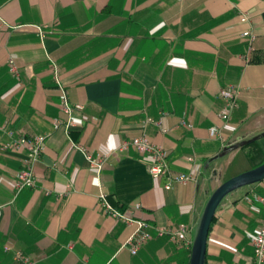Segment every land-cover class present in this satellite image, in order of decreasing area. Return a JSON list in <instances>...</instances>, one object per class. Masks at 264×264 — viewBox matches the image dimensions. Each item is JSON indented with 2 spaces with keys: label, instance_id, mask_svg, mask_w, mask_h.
Listing matches in <instances>:
<instances>
[{
  "label": "crops",
  "instance_id": "obj_1",
  "mask_svg": "<svg viewBox=\"0 0 264 264\" xmlns=\"http://www.w3.org/2000/svg\"><path fill=\"white\" fill-rule=\"evenodd\" d=\"M51 61L70 102L83 106L69 137L58 124L66 117ZM228 86L237 89L238 108L223 121L219 94ZM212 128L220 136L211 137ZM10 131L15 139L47 136L33 168L36 187L19 194L13 181L27 150L4 149ZM262 135L264 0H0V264H19L18 251L35 264H190L210 197L264 163V137L223 151ZM142 136L167 152L172 173L193 179L166 190L165 178L150 176L147 156L113 153ZM71 140L94 156L112 153L100 174ZM100 191L150 225L138 254L124 247L134 227L103 211ZM254 194H264L263 183L224 199L206 264H256L250 237L264 207L248 200ZM181 224L188 244L167 233Z\"/></svg>",
  "mask_w": 264,
  "mask_h": 264
},
{
  "label": "built area",
  "instance_id": "obj_2",
  "mask_svg": "<svg viewBox=\"0 0 264 264\" xmlns=\"http://www.w3.org/2000/svg\"><path fill=\"white\" fill-rule=\"evenodd\" d=\"M248 15H243L241 18L242 22H247ZM41 37H44L43 29L38 28ZM244 37L250 38L251 41L254 40L250 32H245ZM10 67L12 72L18 76V70L13 61H10ZM51 70L53 73L54 81L61 94V110L65 115L64 120H59L58 124L64 127L66 135L69 137L70 133L74 128L77 127L76 121L74 119V112L83 110L82 105H74L70 102L68 98L67 91L60 79V71L58 65L51 61ZM220 99L223 102V112L222 120L229 121L231 114L235 109L238 108V92L235 86H228L223 88L220 91ZM148 123L153 122V120H147ZM156 124H159L158 122ZM221 130L218 128H212L210 130V135L213 138L220 136ZM9 136L12 138V141L4 145V149L12 150H27V158L25 161V167L23 170L18 172L13 181V188L15 194H19L22 190L26 188L36 187L37 181L33 171L35 163L41 158L46 147L45 135H38L33 138H26L20 136V138H14V132L10 131ZM74 149L81 152L87 163L95 168H97L98 173L104 169L109 156L112 154L106 155H92L87 148L78 144L74 141H70ZM134 150L142 156H147L149 158V174L152 178L156 180L166 179L164 188L166 190H171L175 184H182L191 181L193 178L187 174H174L170 170L168 162L167 152L150 142L147 137H136L132 140L124 142L115 152H128L129 150ZM264 185V181L262 182ZM249 201H255L260 203L264 207V194L254 196ZM99 201L103 211L110 217L114 218L116 221L124 223L126 226H133L134 231L131 236L126 240L124 247H128L132 255L138 254L139 250L151 239L150 234V225L143 220H136L132 218L128 211H121L114 207L108 200L107 195L100 191ZM134 208L140 209V204H135ZM3 214V206H0V219ZM188 227L185 224L179 225L177 229H170L167 231L173 242H184L185 244L189 243L187 240ZM164 233V232H161ZM251 244L254 250V260L256 264H264V215L263 220L257 234L250 237ZM6 252L10 251L9 247L5 248ZM14 260L19 264H35V261L28 255L23 254L18 251L14 253Z\"/></svg>",
  "mask_w": 264,
  "mask_h": 264
},
{
  "label": "water",
  "instance_id": "obj_3",
  "mask_svg": "<svg viewBox=\"0 0 264 264\" xmlns=\"http://www.w3.org/2000/svg\"><path fill=\"white\" fill-rule=\"evenodd\" d=\"M262 137H264V135L258 136L249 141L238 142L226 148L223 151L222 155L245 147L249 143L257 141ZM263 181L264 164L225 181L219 188L215 190V192L210 197L201 217L197 233L193 242L190 264H206L207 243L211 225L224 199L231 193L241 188L259 184Z\"/></svg>",
  "mask_w": 264,
  "mask_h": 264
},
{
  "label": "clouds",
  "instance_id": "obj_4",
  "mask_svg": "<svg viewBox=\"0 0 264 264\" xmlns=\"http://www.w3.org/2000/svg\"><path fill=\"white\" fill-rule=\"evenodd\" d=\"M114 138H115V134L110 135V137H109V140H108V147H109L110 149H115V147H116V144L114 143Z\"/></svg>",
  "mask_w": 264,
  "mask_h": 264
},
{
  "label": "trees",
  "instance_id": "obj_5",
  "mask_svg": "<svg viewBox=\"0 0 264 264\" xmlns=\"http://www.w3.org/2000/svg\"><path fill=\"white\" fill-rule=\"evenodd\" d=\"M255 143H256V141H253V142L249 143L247 146H252V145L255 144ZM262 164H264V163L262 162L261 164H259V166L262 165ZM257 167H258V166H257Z\"/></svg>",
  "mask_w": 264,
  "mask_h": 264
}]
</instances>
